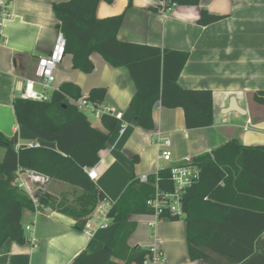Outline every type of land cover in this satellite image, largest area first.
Segmentation results:
<instances>
[{"label": "crops", "instance_id": "1", "mask_svg": "<svg viewBox=\"0 0 264 264\" xmlns=\"http://www.w3.org/2000/svg\"><path fill=\"white\" fill-rule=\"evenodd\" d=\"M67 1H8V16L0 26V132L12 138L16 148L55 149L54 144L37 139L17 124L12 101L18 98L24 82L35 78L38 58L47 55L54 45L57 20L52 5ZM161 5L158 0H130V5L129 0H113L111 4L100 1L95 16L102 20L124 13L117 33L120 42L187 53L178 84L188 90L211 91L210 127L186 129L181 108L162 107L152 111L153 130L134 126L129 106L135 92L131 77L125 68L111 67L98 53L90 56L93 71L89 74L73 69L68 54L55 70V90L63 83H73L81 97L87 98L90 90L104 88L103 102L123 113L126 127L120 133L117 125L93 167L97 171L93 182L110 203L120 197L133 176L138 179L161 168L180 166L186 157L210 154L228 140L245 146L264 145V105L254 101V93L264 90V0H201L198 6H172L168 10ZM201 10L222 19L202 26L198 23ZM232 97L245 115L224 113ZM87 118L93 127L105 131L100 119L91 115ZM156 131L171 139L169 163L158 158L159 149L153 142ZM36 176L38 179L29 182L35 193L57 197L60 191L82 193L77 187ZM130 221L136 227L127 246L158 250L162 258L156 264H206L189 260L183 219L164 221L151 215H134ZM21 225L25 242L6 241L0 250V264H71L82 251L115 247L126 227L109 222L107 228L99 229L92 219L89 232H79L71 218L49 209L23 210ZM27 225L30 231L25 230ZM261 237L264 240V234Z\"/></svg>", "mask_w": 264, "mask_h": 264}, {"label": "trees", "instance_id": "2", "mask_svg": "<svg viewBox=\"0 0 264 264\" xmlns=\"http://www.w3.org/2000/svg\"><path fill=\"white\" fill-rule=\"evenodd\" d=\"M11 1V0H9ZM113 0H69L54 3L56 28L66 40V55L72 68L85 74L93 71L92 53L100 54L114 68H125L134 84L130 101L132 123L145 131L154 129L152 111L159 103L166 109L181 108L186 129L207 128L213 124L212 93L209 90H188L178 84L188 54L145 45L120 42L117 33L124 13L99 20L97 4ZM161 8L198 6L201 0H158ZM130 5V0H129ZM222 16L201 10L198 23L212 24ZM104 88L90 90L87 100L103 102ZM81 98L73 83H63L51 93L48 101L15 98L12 107L16 122L37 139L52 143L55 149L31 146L16 148L12 138L0 132V250L6 241L23 244L21 225L23 210L49 209L71 218L73 228L82 232L90 215L107 197L90 180L85 168L99 162V152L107 146L118 121L102 116L105 131L92 126L87 116L70 100ZM254 101L264 105V90L254 93ZM199 169L182 196L183 216L167 212L159 220L185 222L189 260L206 264H254L264 262V145L245 146L231 139L210 154L192 158ZM33 172L43 177L82 190L74 207L57 201L46 193L36 195L37 208L29 195L14 184L17 173ZM170 168H161L146 183L134 176L114 202H109L107 217L113 224H125L115 247L103 246L95 252L82 251L71 264H144L151 256L148 249L129 248L127 239L136 224L134 215H152L147 201L156 191L171 192ZM120 261L116 263L115 261Z\"/></svg>", "mask_w": 264, "mask_h": 264}, {"label": "built area", "instance_id": "3", "mask_svg": "<svg viewBox=\"0 0 264 264\" xmlns=\"http://www.w3.org/2000/svg\"><path fill=\"white\" fill-rule=\"evenodd\" d=\"M9 0H0V26L4 19L8 16L7 4ZM66 40L63 34L60 31H57L55 42L50 50V52L42 57L38 58L37 67L35 71L34 79H27L19 93L18 98L23 100L31 101H48L50 99L51 93L55 91V70L62 62L66 53ZM75 107L81 112H89L91 116L96 119H101L102 116H110L118 121L119 131L123 132L126 124L123 123V113L117 110L113 105L106 104L101 102L97 105H94L87 98L81 97L78 100H70ZM160 104L156 105V108H159ZM154 143L159 149L158 158L164 163H169L171 161V139L170 137L162 132L156 131L153 133ZM170 168V179L173 183L174 189L171 192L156 191L155 197L147 201V205L152 209L153 214L151 216L158 219L159 215L167 212L172 216H183V209L181 199L186 189L190 187L192 182L198 178L199 169L192 164V158L186 157L184 162L180 166H173ZM85 173L88 178L92 181H95L97 178V171L94 168H85ZM26 175L29 177V182L38 177L33 172H23L17 173L14 184L19 188L24 189L28 192L29 197L32 199L35 208H37V200L35 196L38 193L32 191L30 185L22 177ZM43 177V176H42ZM147 175H142L138 178L141 183L147 182ZM106 202L100 203L96 206L93 213L90 215L87 220L84 232L88 233L90 230L89 222L94 219L97 228L105 229L109 225V218L107 217V211L109 209V204ZM38 211V210H37ZM150 226L152 223L149 224ZM26 231H30V226L25 227ZM31 243L34 244V239H30ZM151 256L146 259L144 264H156L161 258L162 254L156 249H150Z\"/></svg>", "mask_w": 264, "mask_h": 264}, {"label": "rangeland", "instance_id": "4", "mask_svg": "<svg viewBox=\"0 0 264 264\" xmlns=\"http://www.w3.org/2000/svg\"><path fill=\"white\" fill-rule=\"evenodd\" d=\"M85 115H87L88 117H90V114H89V112H85ZM3 153H4V150L3 149H0V157H2L3 156ZM26 181H27V183H28V185H29V177L28 176H26V175H23L22 176ZM24 190V189H23ZM27 194H28V192L26 191V190H24ZM41 193H43V192H41ZM44 193H46V192H44ZM47 194V193H46ZM29 195V194H28ZM37 195H40V193H38ZM50 195V194H49ZM81 194H79L78 192L77 193H71V192H63V191H60V193H59V196L57 197V196H53V195H51L52 197H54L57 201H60V202H63L64 204H66V205H68V206H72V207H74L75 205H76V203H77V199H78V197L80 196ZM73 197V201H70L69 199H67V197Z\"/></svg>", "mask_w": 264, "mask_h": 264}, {"label": "water", "instance_id": "5", "mask_svg": "<svg viewBox=\"0 0 264 264\" xmlns=\"http://www.w3.org/2000/svg\"><path fill=\"white\" fill-rule=\"evenodd\" d=\"M229 111H235V112L239 113L240 115H245V111L237 106L235 98H233V97L230 99V104H229L228 108L224 110V113H227ZM34 174L38 175V176L40 175L37 173H34Z\"/></svg>", "mask_w": 264, "mask_h": 264}]
</instances>
